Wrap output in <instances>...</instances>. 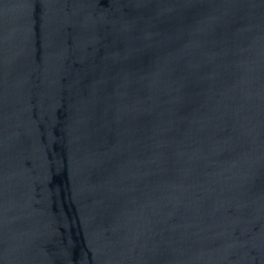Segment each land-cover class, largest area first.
<instances>
[{
    "label": "water",
    "instance_id": "water-1",
    "mask_svg": "<svg viewBox=\"0 0 264 264\" xmlns=\"http://www.w3.org/2000/svg\"><path fill=\"white\" fill-rule=\"evenodd\" d=\"M0 264H264V0H0Z\"/></svg>",
    "mask_w": 264,
    "mask_h": 264
}]
</instances>
